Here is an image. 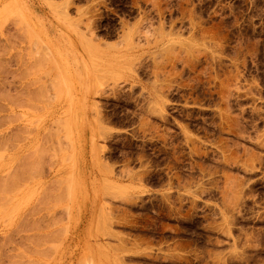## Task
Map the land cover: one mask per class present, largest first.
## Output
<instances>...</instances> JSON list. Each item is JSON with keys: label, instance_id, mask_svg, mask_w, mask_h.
Segmentation results:
<instances>
[{"label": "rangeland", "instance_id": "374dc122", "mask_svg": "<svg viewBox=\"0 0 264 264\" xmlns=\"http://www.w3.org/2000/svg\"><path fill=\"white\" fill-rule=\"evenodd\" d=\"M0 138V264H264V0H0Z\"/></svg>", "mask_w": 264, "mask_h": 264}, {"label": "bare ground", "instance_id": "6f19581e", "mask_svg": "<svg viewBox=\"0 0 264 264\" xmlns=\"http://www.w3.org/2000/svg\"><path fill=\"white\" fill-rule=\"evenodd\" d=\"M16 130V129H15ZM1 139V138H0ZM23 156V155H22ZM21 159V158H20ZM23 159V158H22ZM9 173V172H8ZM10 177V176H9ZM2 180V179H1ZM9 181V180H8ZM11 181V180H10ZM4 182H5V180H4ZM6 182H7V180H6ZM9 198V197H8ZM1 205V204H0ZM6 212V211H5Z\"/></svg>", "mask_w": 264, "mask_h": 264}]
</instances>
